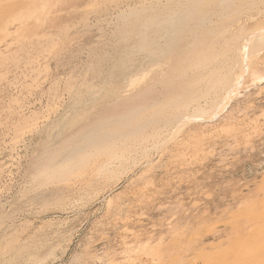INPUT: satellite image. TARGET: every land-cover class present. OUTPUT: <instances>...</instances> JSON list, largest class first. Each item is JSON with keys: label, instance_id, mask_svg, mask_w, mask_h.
<instances>
[{"label": "rangeland", "instance_id": "obj_1", "mask_svg": "<svg viewBox=\"0 0 264 264\" xmlns=\"http://www.w3.org/2000/svg\"><path fill=\"white\" fill-rule=\"evenodd\" d=\"M153 1L47 0L37 6L47 10L44 25L34 28L31 18L28 32L17 35L15 22L0 42V264H206L211 258L236 264L253 246L264 259V76L216 116L196 118L178 135L167 101L174 91L178 97L195 92L184 84L170 93L175 78L149 88L146 106L163 107H150L130 127L120 122L128 107L119 99L126 91L118 92V75L135 41L117 43L119 15ZM232 3L219 23L222 8L208 11L214 22L198 32L227 23L244 32L264 25L263 3L241 13L240 2ZM259 57L264 72V53ZM151 80L150 73L137 87ZM71 134H77L71 146L83 134L101 143L106 135L131 134L133 160L100 153L81 173L35 181ZM150 135L158 139L153 145ZM109 162L114 171L105 172ZM241 243L250 247L242 250Z\"/></svg>", "mask_w": 264, "mask_h": 264}, {"label": "bare ground", "instance_id": "obj_2", "mask_svg": "<svg viewBox=\"0 0 264 264\" xmlns=\"http://www.w3.org/2000/svg\"><path fill=\"white\" fill-rule=\"evenodd\" d=\"M44 1L47 2V0H0V42L7 36H11L10 34H6V32L11 29V26L14 27L15 22L18 24V29L15 30L18 31L16 32L17 35H22L25 31L28 32L29 28L26 25V21L31 18H34L36 23L34 28L44 25V21L46 23L47 20L43 15L47 13V10L44 12V9H37V6ZM236 1L237 3L238 1L240 2L241 8L239 7L237 11H240V13L242 9H248L257 2L264 4V0ZM236 1H234V3H236ZM58 2L59 0H55V3ZM153 2L155 3H150L148 6L141 5L139 8H132L129 10V14L122 13L119 15L121 23L118 27L119 38L117 43L135 41L132 55H129L128 61L122 65L118 75L120 80V85L117 88L118 92L126 91L123 93L124 96L119 97V99L126 100L128 107L126 111L127 114L121 116L119 119L120 122H124V126L127 124V127L128 125L130 127L131 123H133V125L136 124L139 119L137 117H141V115L143 118L146 117L145 112L150 107L153 108L154 111L161 106L163 107L164 102L146 106L153 99V93L149 91V88L155 86L162 80L170 78L174 80L175 78L177 80L171 81L176 82L177 87L171 85L170 93L184 84L194 85L192 89H194L193 91L195 92L193 96H191V94H188V96L185 94L186 96L178 97V94H174V92H176L174 91L172 93L174 98L172 97L173 99L167 101L168 105L165 108L171 111L175 110L174 113L177 116V121L175 125H173V132L176 133L175 135H178L187 125L195 121L196 118L216 116L239 95L241 89H246L248 83L249 85H254L262 80L264 72L257 69V64L260 58L259 56L264 53V25L258 26L259 28L252 32H244L238 29L230 31V25L227 26L228 23H225L226 25L223 27H211L214 21L213 16L210 15L208 11L215 8H222L220 10L221 13H214L218 16H215V18H217L219 23L220 18L223 20V16H221L224 12L223 10H229L228 6L233 2L232 0H157ZM52 7L53 6L49 4L48 10L50 9L51 11ZM198 8H200V11H197ZM152 12H159V14H154L156 16H152ZM260 12L261 11H259V13ZM16 13L18 15H16ZM207 24H211V26L207 30L203 28L205 32H202L200 29L201 33H199V28L203 26L206 27ZM129 26H136L137 28L127 33L126 30ZM134 54L136 56H134ZM0 56H2L1 53ZM137 57H140V59L138 60ZM150 73L152 74V80L149 83L146 82L145 86L137 87V85ZM195 87L197 89H195ZM247 87L249 88V86ZM185 89H183L184 92ZM127 92L128 94H126ZM165 92L166 91H164V93ZM159 95L162 97L161 94ZM189 107H193L190 113L186 112ZM165 108H162L161 111ZM154 111L151 113L154 114ZM151 125L149 124V126ZM133 129L132 131H134ZM143 132L145 131L143 130ZM76 135H69L68 139L63 140L59 146L52 151L51 158L41 165L35 177V181L58 180L70 173H81L87 167L86 164L100 153L106 154L108 157L107 160H133L132 148L128 149L127 147L128 141L132 137L131 134H122L119 136L118 134L106 135V140L108 141L104 143H101L102 140H100V142H94L92 141L93 137L91 138L83 134L77 138L79 143L76 146L73 145V147L69 144L76 138ZM142 136H144V133ZM148 138L153 139L152 145L158 140L157 138V140H154V136L152 135ZM89 140H91V143ZM68 150H70V152L66 154ZM112 164V162L107 163L103 167V170L109 172L112 170ZM248 210L249 209H247L245 213H247ZM261 220L263 219L261 218ZM262 224L264 226V223ZM241 240L240 242H243ZM256 243H258V240ZM242 244L244 243H241V245ZM240 247L239 245L238 248L240 249ZM245 247L242 245L241 249L243 250ZM249 247L248 244L246 248ZM237 249L234 250L240 251ZM253 250L251 256H249L251 258L249 259L248 257L249 260L247 257H238L236 259V264H264L263 257L261 258L256 254L255 246H253ZM259 251L260 249L258 252ZM223 255L226 256V254ZM223 255L221 256L223 257ZM206 264H229V262L227 263L226 260L223 259L217 260L216 258H211V261L207 260Z\"/></svg>", "mask_w": 264, "mask_h": 264}]
</instances>
